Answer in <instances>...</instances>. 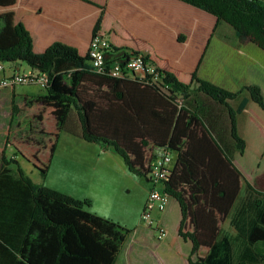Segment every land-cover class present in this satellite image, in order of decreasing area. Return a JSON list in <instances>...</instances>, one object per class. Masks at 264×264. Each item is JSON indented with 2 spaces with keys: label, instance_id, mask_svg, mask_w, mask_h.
<instances>
[{
  "label": "trees",
  "instance_id": "obj_1",
  "mask_svg": "<svg viewBox=\"0 0 264 264\" xmlns=\"http://www.w3.org/2000/svg\"><path fill=\"white\" fill-rule=\"evenodd\" d=\"M59 1L68 6L72 27L60 38L44 39L37 21L25 19L35 12L0 0V60L23 61L47 75L44 92L25 93L12 106L13 115L27 118V134L6 142L45 174L66 131L114 148L132 174L148 180L152 151H175L162 189L178 202V236L191 242L188 263L264 264V192L244 179L233 156L186 104L196 91L225 106L236 150H248L236 114L247 108L264 119L260 86L230 91L200 78L198 67L221 22L239 42L264 50V0ZM96 36L109 44L100 67L90 56ZM134 56L144 60L143 75L114 72L115 62L122 66ZM242 93L249 98L233 107ZM34 126L37 135L31 134ZM1 161L0 264H115L130 229L88 211L90 199L38 185L14 158L2 155ZM243 180L257 196V216L234 255L232 242L220 233Z\"/></svg>",
  "mask_w": 264,
  "mask_h": 264
},
{
  "label": "crops",
  "instance_id": "obj_2",
  "mask_svg": "<svg viewBox=\"0 0 264 264\" xmlns=\"http://www.w3.org/2000/svg\"><path fill=\"white\" fill-rule=\"evenodd\" d=\"M10 8H13L14 10L19 12H35L36 14H26L25 19H28L29 21L30 18H32L33 21H37L38 25H34L39 27L38 30L40 31L44 39H51L56 35H58V37L60 38L61 36L59 35H61V33H63L64 35L70 30L69 28L72 27L70 23L71 20L67 16L70 13L67 12L68 6H66L63 1L56 0L55 3L54 0H16V3L10 6ZM38 9H40L39 14ZM220 24L223 23L221 22ZM220 24L218 25V27L220 26ZM55 30L56 32H52ZM217 30L214 35H212L208 49L205 51L202 62L198 67V76L202 79L210 80L212 81V83H215L222 87H226L231 91H237L242 85H246L249 83H257L258 86H261V84L263 83L262 80L264 79L260 77V75L264 74V69L260 68V65L257 63L255 55L257 49L253 50L257 45L252 42H248L245 44L239 42L236 37V33H234L231 38H229L227 34L216 36ZM23 63L25 62H4V67L0 71V76L9 75L10 73L12 74L15 71L23 72ZM227 63L230 66H226L225 64ZM29 68V72L34 71V69H32L31 67ZM261 90L263 92V89ZM248 98L249 95L247 93H242V95L233 100L231 104L236 108L241 100ZM186 104L190 108L197 111V114L209 127L211 133L222 143L221 145L225 148V150L233 156V161L238 165L236 161L237 150L234 146L235 143L230 133L231 122L227 108L211 100V98H209L208 96L202 93H197L196 91H193L192 95L189 96V98L186 100ZM246 113L247 108H244L243 111L236 114L238 128L237 131L239 134V131L243 129ZM63 134L65 135L64 137ZM6 137L2 139V146H0V169L2 168V155H5V157L8 158H14L18 162V164H20L21 161L19 156L20 154L16 153V149L12 145L8 144V142H5ZM61 139L63 144L60 142ZM64 144H66L68 148L70 147L69 151L65 150ZM171 152L173 155V166L174 159L176 158V152ZM159 153V149H154L152 151L153 157L151 158V161H153V159L157 157ZM66 155L67 158L79 165V170L83 171L79 175L78 181H74L71 179L70 185H55L52 182L45 183V181H40L38 180V178H34L33 176H27H29L35 183H38V185H46L52 187L75 198L90 199L91 203L88 207H86L88 211L98 214L102 217H114L113 215H111L114 212L110 211L108 204L110 199L109 194L111 193L112 189L101 188L100 186L101 182L103 180L105 181L107 177V175L105 174L103 176L101 174V171L103 169H108V167L110 166V162H115L116 164L120 165L122 171H128L125 163H123L121 159H118L117 156L119 155L117 151L112 147L103 146L100 143L96 142H87L80 136L72 135L69 132L63 131L58 141L54 158L52 159V165L54 163L58 166V163L62 162L60 158L64 159V156ZM17 166L18 165L14 163L8 166L14 176H17ZM23 173L25 174L26 172L23 171ZM258 182L260 184L259 187H256L255 185L253 186L256 190L264 192V176H261ZM73 183H75V185H73ZM153 188L161 190L163 188V184L161 182L154 183ZM244 188H248L249 191L247 192L254 193V190L249 188L246 182L243 180L241 182V191H239L227 219L222 222L221 225L220 237L229 238L233 245L232 247L234 255L240 253L242 245L246 244L250 222H252V220H255L257 216V214L248 216V211H246L250 206H253L254 210L256 209L255 197H247V200L244 201L245 203H243V205L241 206L242 211L237 215L236 212H234L235 207L239 206L238 201ZM175 211L177 212V219L174 221V224H171V222L169 221L173 220V213ZM154 217L157 218V220H159L161 224L166 227L167 234L163 236V238H159L156 232L147 227L141 221L140 226L128 234V236L130 235V237L132 235V237H135L133 244L129 247V252L137 249L139 242L142 243L144 241H147L146 244L148 247L146 249L148 250L146 252V257H144V262H149V256H152L153 260H155V262H158V264H160L161 261L163 263L165 260H172L175 262L178 260V263L189 264L187 257L189 251L191 250V242L189 240H184L180 236H178V226L179 220L181 219V213L176 198L170 197V202L167 205V208L163 212L157 210V213L156 215H154ZM227 223L228 226H230L229 234L224 233L223 229ZM236 237H238L239 240L238 244H235ZM124 246L125 242L122 249H124ZM122 249H120L115 264L117 263L119 256L121 255Z\"/></svg>",
  "mask_w": 264,
  "mask_h": 264
},
{
  "label": "rangeland",
  "instance_id": "obj_3",
  "mask_svg": "<svg viewBox=\"0 0 264 264\" xmlns=\"http://www.w3.org/2000/svg\"><path fill=\"white\" fill-rule=\"evenodd\" d=\"M222 23L223 24H220L218 27L216 36L227 34V36L231 38L235 31L229 26V24L225 22ZM255 47L256 48L253 50L257 49V52H255L257 63L260 65V68L264 69V50L258 45ZM225 65L230 66L228 63ZM22 69H24L26 73H29L30 71V68L26 65V63L22 64ZM260 77L264 79V74H261ZM262 81L263 83L260 87L264 92V80ZM44 91L45 86L41 83H23L11 88L7 87L0 90V146H2V139H4L6 136L9 138L18 139L19 137H22L23 135L25 136L27 134L28 120L25 115H19L17 113L13 115L12 106L14 103L20 104L23 99V94L25 93L26 95H31L40 92L42 93ZM254 114L256 113L253 110H247V113L245 114L243 129L239 132L241 135H246L248 137L249 146L248 150L243 154H241L238 150L236 151V161L244 172V179L250 184L259 187V178L264 176V155L260 154L261 152H264L262 148L264 146V119L260 120ZM31 134L37 135L35 126ZM64 136L65 135L63 134V137ZM62 139L60 141L61 143ZM64 148L66 151H69L70 149V147L68 148L66 144H64ZM19 156L21 160L19 165H21V169L26 172L25 174L33 176L34 178H38L40 181L43 180L45 183L52 182L55 185H70V180L72 179L74 181H78L79 175L83 172L78 169V164L67 158V155L64 156V159L60 158L62 162L58 163V166L54 163L52 165L51 162L50 168L45 174H42L39 171V168L34 166L28 160L24 159L21 155ZM117 157L118 159H121L123 163H125L120 155ZM101 174L103 176L105 174L107 177L105 181L103 180L101 182L100 187L112 189L111 193L109 194V202L107 200L110 211L114 212L111 214L114 217H111L110 219L114 220L119 225L130 229V231H134L141 224V214L145 203L148 201L149 192L153 188V181L148 180L144 175L132 174V172L129 170L122 171L120 165L116 164L115 162H110L108 169H103ZM73 185H75V183H73ZM247 191H249L248 188H244L241 193L240 199L238 201L239 206H236L234 209L236 215L242 211L241 206L243 203H245L244 201L247 200V197H255L257 199L255 193H249ZM246 211H248V216H253V214H255L253 206H250ZM156 213L157 210H153V214L156 215ZM173 215V220L169 221L171 224H174V221L177 219V212L175 211ZM223 229L224 233H230V226H228V223ZM132 236L130 237L129 235L126 238L124 249H122L121 255L119 256L116 264H158V262L153 260L152 256H149V262H144V257H146V252L148 250L146 249L148 247L146 244L147 241L142 243L139 242L137 249L129 252V247L135 240V237ZM235 241V244L239 243L238 237L235 238ZM160 264L181 263H178V260L176 262L172 260H165L163 263L161 261Z\"/></svg>",
  "mask_w": 264,
  "mask_h": 264
},
{
  "label": "built area",
  "instance_id": "obj_4",
  "mask_svg": "<svg viewBox=\"0 0 264 264\" xmlns=\"http://www.w3.org/2000/svg\"><path fill=\"white\" fill-rule=\"evenodd\" d=\"M109 47L108 41L105 37L96 36L93 38L90 47V56L92 58V65L100 67L106 59V49ZM115 62L113 64L114 72H135L143 75L146 72L144 68V60L141 56L132 57L127 63L122 66ZM4 62L0 60V71L4 67ZM47 75L40 73L38 70L29 73L15 71L12 74L0 76V90L7 87H14L19 84H42L47 82ZM173 155L171 151L161 150L160 153L150 162V171L147 176L154 183L161 182L168 176L172 168ZM170 195L162 189L152 188L149 192L148 201L145 203L141 214V221L154 232L159 238H163L167 234L166 227L161 224L153 215V210H160L163 212L170 202Z\"/></svg>",
  "mask_w": 264,
  "mask_h": 264
}]
</instances>
